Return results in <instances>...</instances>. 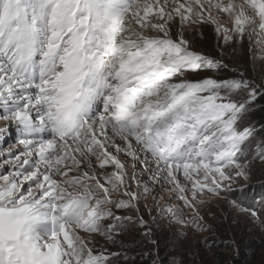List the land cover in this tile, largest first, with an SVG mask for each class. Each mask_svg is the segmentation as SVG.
<instances>
[{
  "label": "snow or ice",
  "instance_id": "1",
  "mask_svg": "<svg viewBox=\"0 0 264 264\" xmlns=\"http://www.w3.org/2000/svg\"><path fill=\"white\" fill-rule=\"evenodd\" d=\"M199 24L215 26L221 57L245 37L264 45V0H0V137L15 129L21 146L0 150V264H114L95 238L147 227L138 164L202 229L204 196L231 195L264 163V148L249 159L247 120L264 82L180 79L228 67L192 50L184 26ZM159 207L182 221L180 206Z\"/></svg>",
  "mask_w": 264,
  "mask_h": 264
},
{
  "label": "rangeland",
  "instance_id": "2",
  "mask_svg": "<svg viewBox=\"0 0 264 264\" xmlns=\"http://www.w3.org/2000/svg\"><path fill=\"white\" fill-rule=\"evenodd\" d=\"M179 28L180 24L177 21L173 25V36ZM184 28L185 39L189 41L192 50L222 59L223 63L228 65L226 69L231 76L226 79L244 73L249 80L258 85L264 82V45L254 44L245 37L242 45L228 47L226 54L221 57L222 41L219 40L214 25H185ZM207 77L218 79L207 69L185 71L180 79L195 82ZM262 94L264 89L261 90ZM258 106L254 103L247 116L248 122L256 130L254 141L249 149L250 160L259 149L264 148V135L252 116L253 110ZM3 125L4 122L0 120V127ZM117 143L123 142L117 140ZM9 145L14 148L21 147L17 144L15 129H11L8 135L0 137V150H7ZM120 158L129 163V170H131V158L125 154H120ZM139 166H136L137 179L143 183L149 180L151 188L149 187V192L145 194L141 187L140 212L135 215H142L148 222L147 227H141L139 224L128 225L126 231L116 237V243L100 235L95 238L98 250L120 254L118 258H113L114 264H135L137 257L148 258L151 255L155 258L151 264L154 262L156 264H234V260L237 264H264V204L260 203L264 197V163L255 160L251 164L248 180H240L235 184L231 195L204 196L205 202L198 204L199 216L202 217L199 223L203 226L202 229L192 224L193 210L184 207L182 201L172 199L173 193L169 191L171 185L155 183L151 179L153 173L145 169L143 165ZM7 167L0 165V171H4ZM241 187L243 191L239 190ZM122 198L126 199V197ZM154 199L156 207H153ZM232 200H236L244 207L253 205L260 218L254 219L250 214L239 211L231 203ZM166 201L181 207V222L170 221L167 217L161 216L159 204ZM253 201L256 203L253 204ZM114 211L117 215H134L130 210L114 209ZM249 240L254 241L256 246H250ZM141 242L143 245L145 243L150 245L147 251L142 249L144 246H138ZM181 254L184 255V261L180 257Z\"/></svg>",
  "mask_w": 264,
  "mask_h": 264
},
{
  "label": "trees",
  "instance_id": "3",
  "mask_svg": "<svg viewBox=\"0 0 264 264\" xmlns=\"http://www.w3.org/2000/svg\"><path fill=\"white\" fill-rule=\"evenodd\" d=\"M208 71L215 78H218V79H226V78L231 76L228 69H218V70H208ZM255 103L258 104L259 106L253 110L252 116L258 122L260 132L263 133V135H264V94L260 95ZM249 241H250V246H256V244H254V241H252V240H249ZM138 246H141V247L144 246L142 249H144V251H147V249H149L148 246H150V245L146 244V243L143 245V242H141V244H139ZM225 246H231V245H225ZM141 247H140V249H141ZM180 257H181L182 261H184V255L181 254ZM154 259L155 258L153 255L148 256V258L137 257L135 260V264H151V261H153ZM233 263L237 264V261L234 260Z\"/></svg>",
  "mask_w": 264,
  "mask_h": 264
},
{
  "label": "bare ground",
  "instance_id": "4",
  "mask_svg": "<svg viewBox=\"0 0 264 264\" xmlns=\"http://www.w3.org/2000/svg\"><path fill=\"white\" fill-rule=\"evenodd\" d=\"M139 165H142V164H138V165H136V166H138V167H140ZM144 167V166H143ZM145 168V167H144ZM146 169V168H145ZM140 179V178H139ZM141 181V180H140ZM144 184H147L148 185V187H150L151 188V183H150V181L149 180H145L144 181Z\"/></svg>",
  "mask_w": 264,
  "mask_h": 264
}]
</instances>
